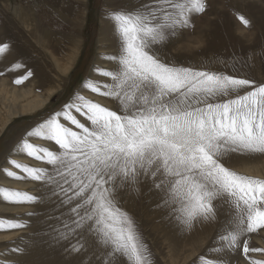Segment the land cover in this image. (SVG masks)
I'll use <instances>...</instances> for the list:
<instances>
[{
	"label": "snow or ice",
	"instance_id": "6c2138e0",
	"mask_svg": "<svg viewBox=\"0 0 264 264\" xmlns=\"http://www.w3.org/2000/svg\"><path fill=\"white\" fill-rule=\"evenodd\" d=\"M133 3L103 15L117 51L104 57L114 69L99 75L111 83L102 89L86 78L60 110L25 130L0 163V176L39 182L40 195L0 188V197L10 204L51 205L27 215L62 222L63 229L44 235L50 245L74 238L65 251L81 257L77 264H151L134 220L118 207L121 192L139 194L144 186L155 195V208L182 231L202 222L216 227L215 255L200 257V264H230L227 258L241 245L248 264H264L248 256L264 251L248 243L250 234L264 230V178L229 167L235 157L264 156V83L214 70L216 60H168L165 45L206 12L207 0ZM236 18L249 26L243 15ZM7 49L0 44V54ZM82 91L112 98L116 109ZM28 227L21 218H0V231ZM12 251L24 255L28 248Z\"/></svg>",
	"mask_w": 264,
	"mask_h": 264
},
{
	"label": "rangeland",
	"instance_id": "374dc122",
	"mask_svg": "<svg viewBox=\"0 0 264 264\" xmlns=\"http://www.w3.org/2000/svg\"><path fill=\"white\" fill-rule=\"evenodd\" d=\"M133 6V0H0V44L8 45L7 51L0 54V72L4 73L0 75V163L25 130L60 110L80 90L86 78L90 77L102 89L111 83L110 78L99 75V72L114 69V62L104 57L117 51L113 28L103 15L109 7ZM237 14L250 22L248 27L236 18ZM163 51L168 60L178 64L216 60L214 70L264 83V0H207L206 12L194 16L192 25L171 38ZM16 64L20 65L18 69L9 70ZM29 72L31 75L23 83L14 82ZM53 88L55 91L42 109L9 117L14 105L25 102L14 98L15 93L31 91L42 96ZM81 94L116 109L117 102L112 98L88 91ZM4 119L8 122L1 129ZM33 143L47 146L42 141ZM15 158L32 167L50 168L30 158ZM229 167L240 174L264 178V156L258 154L235 157ZM16 182L21 181L0 176V188L40 195L39 182H21L27 185L25 188L11 184ZM146 193L144 186L139 194L121 192L118 207L134 220L151 264H200V257L215 255L212 251L217 234L214 225L202 222L195 224L190 232L182 231V226L174 220L170 222L155 208V195ZM6 207L16 209L13 215ZM41 207L45 211L52 209L51 205L10 204L0 197V218H21L25 223L30 222L28 228L0 231V234L11 235L0 248V264H13L18 260L19 264H77L81 259L65 251L75 242L74 238L50 245L49 237L44 235V231H51L52 227L63 229L62 222L48 220L45 223L44 214L27 215ZM248 243L250 248L264 249V230L250 234ZM25 246L28 251L24 255L12 251L13 247ZM5 254L14 258L6 260ZM248 256L264 261V251L249 252ZM227 259L230 264H248L242 245L236 255Z\"/></svg>",
	"mask_w": 264,
	"mask_h": 264
},
{
	"label": "bare ground",
	"instance_id": "6f19581e",
	"mask_svg": "<svg viewBox=\"0 0 264 264\" xmlns=\"http://www.w3.org/2000/svg\"><path fill=\"white\" fill-rule=\"evenodd\" d=\"M55 91V89H48V91H46L45 94H42V96L40 95H35L32 94L31 91L28 92H22L21 94L19 93H15L14 98H16L17 100L19 99H23L25 102L23 104H17L14 105V107L11 109L9 114L10 118L14 115H25V114H29L33 111H37L39 109H42L43 106L46 104V102L48 101V99L50 98L49 96ZM19 94V95H17ZM28 100V101H27ZM8 120L4 119L3 120V125L2 128H4V126L7 124ZM6 182V181H5ZM8 183V182H6ZM13 186H18L21 188H25L27 185L21 182H16V183H11ZM19 207L17 206L16 209H18ZM5 209H8L10 211V213L13 215L14 210H16L14 207H6ZM11 235L9 234H0V244L3 243V245L0 246V248H2L4 246V239H8L10 238ZM14 237H16V234H14ZM6 256V260H10L11 258H14V256H8L7 254H5ZM20 263V260H18V264ZM6 264V262L4 263ZM11 264V263H10ZM13 264H17V263H13ZM34 264V263H33Z\"/></svg>",
	"mask_w": 264,
	"mask_h": 264
}]
</instances>
